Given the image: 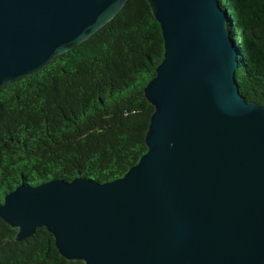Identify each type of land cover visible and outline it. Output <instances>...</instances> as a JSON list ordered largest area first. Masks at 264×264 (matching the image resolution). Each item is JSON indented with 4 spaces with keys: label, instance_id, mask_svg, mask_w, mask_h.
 I'll return each mask as SVG.
<instances>
[{
    "label": "water",
    "instance_id": "water-1",
    "mask_svg": "<svg viewBox=\"0 0 264 264\" xmlns=\"http://www.w3.org/2000/svg\"><path fill=\"white\" fill-rule=\"evenodd\" d=\"M127 0H0V89L106 25ZM163 57L145 152L119 178L19 185L0 217L84 264H264V106L240 94L219 0H146Z\"/></svg>",
    "mask_w": 264,
    "mask_h": 264
},
{
    "label": "trees",
    "instance_id": "trees-1",
    "mask_svg": "<svg viewBox=\"0 0 264 264\" xmlns=\"http://www.w3.org/2000/svg\"><path fill=\"white\" fill-rule=\"evenodd\" d=\"M237 48L240 94L264 106V0H219ZM146 0H127L106 25L36 73L0 89V203L19 185L121 177L145 152L152 106L144 86L163 57ZM0 217V264H84L37 227L25 239Z\"/></svg>",
    "mask_w": 264,
    "mask_h": 264
}]
</instances>
